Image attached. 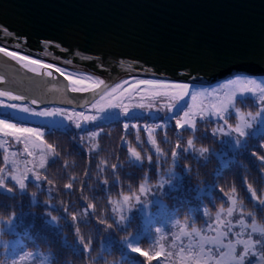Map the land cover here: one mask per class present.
Wrapping results in <instances>:
<instances>
[{"label": "trees", "instance_id": "trees-1", "mask_svg": "<svg viewBox=\"0 0 264 264\" xmlns=\"http://www.w3.org/2000/svg\"><path fill=\"white\" fill-rule=\"evenodd\" d=\"M5 98L13 100L0 96V100ZM258 104L257 96L238 103L236 108L245 114L254 113ZM157 107H150L155 116L148 113L132 118L118 112V118L109 117L93 126L99 127L93 138L87 134L91 127L62 129L30 122L23 125L39 128L43 134V140L35 139L47 149V156L44 167H37L34 172L47 179H29L21 190L9 177L6 184L14 190L0 189V261L163 264L169 257L168 261L176 264L174 245L180 226L202 231L215 223L216 213L226 208L230 199L235 201L233 222L243 215L248 226L254 219L258 228L264 227V206L257 199H264V165L258 159L264 156L261 139L264 125L253 121L247 129V144L234 146L232 141L237 134L228 135L224 119L235 126L239 123L237 115L226 113L223 119L199 117L195 120L196 127L189 130L176 127L178 114L168 116L163 107ZM125 124L129 127L125 128ZM220 127L225 131L214 134L212 130ZM147 128L152 130L149 135ZM189 139L193 140L192 146L187 144ZM5 141L8 151L21 148L11 138L6 137ZM48 144L53 145L54 151ZM177 144L187 150L180 151L173 163L171 152ZM203 148L208 151L201 153ZM133 149L140 154L139 158L132 155ZM13 158L17 169L24 170L23 159L0 146V168L4 169V175L14 170L10 163ZM113 164L117 167L113 168ZM69 184L71 187H66ZM141 185L145 187L144 193L139 191ZM13 212L16 215L9 224L6 221ZM52 216L57 221H52ZM73 216L77 217L75 221ZM120 216L125 219L120 221ZM101 219L107 223H100ZM77 227L80 235L91 239L90 250H83ZM126 239L139 241L132 247L139 246L142 252L153 257L160 252L161 256L148 261L141 252H133ZM253 239L261 240L257 252L264 256V234L253 233ZM158 246L164 252L158 251ZM28 252L32 255H26Z\"/></svg>", "mask_w": 264, "mask_h": 264}, {"label": "water", "instance_id": "water-1", "mask_svg": "<svg viewBox=\"0 0 264 264\" xmlns=\"http://www.w3.org/2000/svg\"><path fill=\"white\" fill-rule=\"evenodd\" d=\"M0 25L14 34L0 32L1 47L104 73L109 84L130 74L197 85L264 76V0H0ZM49 71L0 52V91L38 106L97 97Z\"/></svg>", "mask_w": 264, "mask_h": 264}, {"label": "snow or ice", "instance_id": "snow-or-ice-1", "mask_svg": "<svg viewBox=\"0 0 264 264\" xmlns=\"http://www.w3.org/2000/svg\"><path fill=\"white\" fill-rule=\"evenodd\" d=\"M0 32H3L5 35H14L11 32H8V30L3 26L0 25ZM47 43V42H46ZM19 46V45H17ZM56 47H60L59 44L56 45ZM0 52H3L5 55L11 56L15 59L20 60H26L29 61L33 65H37L39 67L32 68V71H39L40 67L45 68H53L54 65L51 64H43L38 59H31L28 56H20L18 52H10L7 48L0 47ZM85 59H91V57H84ZM70 63V61H69ZM28 65H25L27 67ZM57 72H59L62 76L65 75L64 71L60 68L55 69ZM145 72H150V69H144ZM47 75L51 76L52 73L48 72ZM0 79H3L0 77ZM67 80L71 82V85H81L84 83L83 80L74 79L72 75H68L66 77ZM124 84H127L128 87L123 88L124 92H129L131 89L139 88L140 86H146L150 87L152 89H168V88H176L180 89L182 91V95L179 97L177 103L175 105L171 106L174 107V109L177 112L184 111V109L189 108V104L184 99L185 97H191L193 100H195L199 95L202 93L191 91V86L188 83L183 82H172L167 77L161 76V78L158 79H136L133 78V82L129 83V81H122L121 83L116 84L114 87L111 86V84L106 83L104 80H100L98 83L91 84L88 87H76L72 86L71 91L73 92H88L92 91L94 96H99L101 100L104 99V97L113 95L117 93L119 89L122 88ZM227 84L230 86L235 85H241L240 87H235L231 91L230 98H226L224 101H221L220 105H213L212 109H214V114H216L219 118H224V115L230 114V115H237L239 118L240 123L233 126L228 123L227 119H224V124L227 125L228 135L231 136L232 132H235L236 138L234 141H232L234 146H245L247 144L246 137L249 135L247 132V129L252 127L253 121H258L260 125H264V79H261L259 82L253 77V78H244L236 77L235 79L227 81ZM223 88L224 85H221ZM213 92H216L215 89L212 90ZM162 92H155L154 95H162ZM203 94L208 95V90H203ZM0 96L9 97L14 100H25L26 97L24 96H14L12 92L9 91H0ZM258 96L259 104L257 106V111L248 112L247 114L242 113L239 108H236V105L238 103L242 104L246 99L248 98H256ZM71 102V101H69ZM32 104H36L37 100L33 99L31 101ZM93 107L96 108L97 104H93ZM121 107L120 104H106L102 107L98 108L99 112H108L110 109L119 108ZM136 107L143 108L144 105H136ZM151 107V105H149ZM12 109L13 111H3V109ZM232 109H235V112H232ZM67 114V118L69 120L73 119V114L67 113V110L56 108V109H41L40 111H37L34 108L28 107L27 104H5L4 101L0 100V131L5 132L6 134L15 135L17 136V139L20 138L21 135H28V136H34L40 140H43V134L39 128H33V127H26L23 126L27 124L29 121L25 119L27 116H38V117H53V116H64ZM123 114L125 116H130L132 118H135V115L130 112L128 107L123 108ZM207 114V111L204 108H200L198 112H192L184 111V118L177 119L176 120V127L177 128H188L189 130L194 129L196 127V121L194 119L195 115H200L201 118H203ZM83 118L84 122L94 121L97 119L96 116H85L83 113L76 114ZM120 113L113 112L111 114L113 119L118 118ZM17 121V123H12L11 121ZM77 127H81L82 125L77 122ZM125 128H128L129 125L125 124ZM152 130L149 129V132ZM213 133L216 132H224L225 128H214ZM264 131V130H262ZM19 134V135H18ZM90 136L94 137L98 135V133H89ZM251 135H255V133H252ZM261 139L264 140V135L261 136ZM152 143H155L153 140ZM187 144L189 146L193 145V140L189 139L187 141ZM47 147L49 149H53V145L48 144ZM95 147V146H93ZM187 149L182 148L180 144L176 145V150H173L171 152V156L173 158V163H175L176 159L179 157L180 151H186ZM54 151V149H53ZM157 153H160V149L157 148ZM201 153L207 152L208 149L203 148L200 150ZM31 155V153H29ZM132 155L136 158H139V153L136 152L134 149L132 150ZM253 155H255L253 153ZM5 163H9L8 157L5 156ZM147 159L149 161L152 160L151 156H148ZM260 163L264 165V156L258 157ZM13 165V171H9L7 175H4V169L0 168V189H6L7 191L11 192L14 189L9 187L6 184V180L10 177L11 180L16 181L19 188L21 190L26 188L25 181L29 180L31 177L28 175V173H33L34 178L36 181H39L41 179H47V177H42L38 172H33L32 169H24L23 172H19V170L15 169V161L10 162ZM39 167L43 168L44 163L43 161L39 165ZM113 168H116L117 165L113 164ZM169 172H172V169H169ZM174 175V173H173ZM51 184V181H49ZM107 183V181H105ZM66 187H71V185H66ZM249 188L251 189V185H249ZM139 191L141 193L145 192L144 185L140 186ZM235 191V189H233ZM34 195V194H33ZM256 193L255 191L252 192V197H255ZM259 200V204L261 206H264V199L257 198ZM129 200V196H124V201L127 202ZM137 200H139V197H137ZM233 204L235 205V201L233 200ZM89 207H93V205H89ZM115 210V209H114ZM234 211V208H228L227 209V215L232 216ZM15 212L11 213L10 216L7 218V223H11L12 220L15 217ZM52 221H57L56 216L51 217ZM72 219L75 221L77 219L76 216H73ZM125 219L124 216H120V221H123ZM100 223L106 224L107 221L101 219ZM237 224L240 225L241 228L247 227L245 224V220L243 215H241L240 219L237 221ZM108 227H113L112 224H108ZM236 225L232 224L230 220L223 221L220 219V213L216 214V227L213 228L212 225H209V228L213 231H215L214 236H200V233L197 232L195 229H193V232L195 235L200 236L199 241L195 245V250H193L192 246L189 247L188 255L181 257V264H245V257L250 253L251 249L255 247V245H258L261 243L260 239H253V233L259 232L261 234H264V227H257L256 222L253 219L252 221V232L248 233V238L243 239L242 233L237 232L235 235L237 236V239L235 241L229 239L230 234L233 233L234 228ZM159 231V229L157 230ZM77 235L80 238V242L83 245V250H90L91 247V239L85 238L84 236L80 235V228L77 227L76 229ZM185 235H192V233H185ZM227 240V243L225 241ZM125 243L132 248L133 252H141L142 255L147 257L148 261L153 260L154 258H158L161 256L160 252L156 253V257H153L152 255H149L148 252H142L141 248L139 246L132 247V244H138L139 241L133 239L131 242L129 240H125ZM237 246H242V251L237 250ZM181 253L185 252V249H180ZM26 255L31 256L32 253L28 252ZM255 258V257H253ZM21 260L24 259V256L20 257ZM0 264H6L5 261H0ZM12 264H17L16 260H13ZM140 264H143L141 261ZM159 264V261H158Z\"/></svg>", "mask_w": 264, "mask_h": 264}, {"label": "rangeland", "instance_id": "rangeland-1", "mask_svg": "<svg viewBox=\"0 0 264 264\" xmlns=\"http://www.w3.org/2000/svg\"><path fill=\"white\" fill-rule=\"evenodd\" d=\"M8 51L10 52H17L14 50H10L8 49ZM20 54V56H28L31 59H38L40 60L43 64L47 65V64H51L49 63V61H46L42 58H38V57H34L25 53H21L18 52ZM19 62L21 64L28 65L27 68L32 69L34 67H39L37 65H33L31 64L29 61L26 60H20ZM54 65V64H51ZM54 68H60L64 71L65 76L67 77L68 75H72L74 79H79V80H83L84 83L81 85H71V82L68 80V84L69 87L71 88L72 86H76V87H88L91 84H95L98 83L99 81V74L98 72H84V71H80L78 69L69 67L68 65L65 64H57L54 65ZM44 68V67H40L39 69ZM238 76V75H235ZM229 77L223 81L217 82L213 85H205V87H197L192 83L189 82H183V81H178V80H172L169 79L172 82H183V83H188L191 86V91L194 92H199L202 93L201 95H199L195 100H193L190 96L189 97H185L184 99L187 101V103L189 104V108L184 109V111H189L191 110L192 112H198V110L200 108H204L207 111V114L204 117H215L217 118L218 116L216 114H214V109H212L213 105H217L219 106L221 101H224L226 98H230L231 96V91L233 88L235 87H240L241 85H235V86H230L227 84V80H232L233 77ZM133 78L136 79H158L155 77H147V76H141V75H134V74H130V75H125V76H121L117 79H115L111 84V86H115L118 83H121L122 81H129V83L133 82ZM244 78H253V77H249V76H242V79ZM255 78V77H254ZM258 82L261 79H264V76H259L257 78H255ZM221 85H224V87L222 88ZM128 87L127 84H124L122 86L121 89H119L117 91V93L104 97L103 100L100 99L99 96H97L96 98H94L92 101H90L88 104L82 106V107H72V106H60V105H45V106H38L37 103L36 104H32L31 101H15V100H10V99H6L2 100L5 102V104H27L28 107L30 108H34L37 111H40L41 109L47 108L49 110L51 109H56V108H61V109H65L67 110V113L69 114H73V119L69 120L67 118V114L64 116H53V117H38V116H27L25 117V119L27 121H29L30 123H35V124H39V125H46L49 127H57V128H90L89 130H87V134L90 138H93L92 136L89 135V133H97L99 130V127H93L94 125H96L97 123L101 122V121H105L106 119H108L109 117H112L111 114L113 112L118 113L120 112L121 114H123V108L124 107H128L130 112L133 113L134 115H147L148 113L150 114V116H155L154 112L151 110V108L149 107V105H151V107L153 106H158L157 108L163 107V111H165L167 113L168 116H171L172 114H178L179 118H184V111L181 112H177L174 107H171L173 105H175V103H177L179 97L182 95V91L180 89H176V88H168V89H152L150 87H146V86H140L139 88L136 89H131L129 92H124L123 88ZM208 90V95L203 94V90ZM215 89L216 92H213L212 90ZM162 92V95H154L155 92ZM120 104L121 107L119 108H114V109H110L108 112H99L98 108L102 107L106 104ZM93 104H97V107L94 108ZM143 104L144 107L140 108V107H136V105H140ZM3 111H13L12 109H3ZM78 113H83L85 116H96L97 119L94 121H89V122H84L83 118L76 115ZM124 115V114H123ZM200 117V115H195L194 119H198ZM77 122H79L82 126L81 127H77ZM240 123V121H239ZM29 127V126H26ZM147 135H149V129L147 128ZM19 135V134H18ZM6 137H8L9 139L11 138L12 142L14 143H19V147L18 149H14V151H8V148L6 146ZM34 136H28V135H21L19 139H17V136L15 135H10V134H6L3 131H0V146L2 148H4L6 150L7 153H11L13 156L16 155L20 158H22L23 160H21L22 164L24 165V169L28 168V169H32L34 172V169L39 167V165L41 164V162L43 161V163H45V159L47 156V149L40 143L38 142L34 137ZM95 137V136H94ZM21 152V153H20ZM24 152L25 156H22V153ZM29 153H31V155H29ZM11 161H15L14 158L13 160L11 159ZM15 168L17 169V166H15ZM18 170V169H17ZM19 172H23L19 171ZM28 175L31 177L30 179L35 180L33 173H28ZM36 181V180H35ZM121 206H123V204H121ZM233 200L230 199L229 201V205L224 208L223 210H218L217 213H220V218L223 221H228L230 220L232 222V224L236 225V227L233 230V233L230 234L229 239L235 241L237 239V236L235 235V233L240 232L242 233V238L243 239H247L248 238V233L252 232V227L251 225L248 226L247 222H245V224L247 225V227L245 228H241L239 224H237V222H233L232 221V216H228L227 215V209L228 208H233ZM147 209V208H146ZM237 212H241L240 210H238ZM216 213V214H217ZM210 225V224H209ZM209 225H207L202 231L198 230L197 228H186L184 226H180V230L177 233L176 236V241H175V251H176V255H177V261L176 264L181 263V257L182 256H187L188 255V249L190 246H192L193 250H195V245L196 243L199 241L200 236H214L216 233L215 231L211 230L209 228ZM213 228L216 227V221L215 223L212 225ZM193 229H195L197 232L200 233V236L195 235V233L193 232ZM185 233H192V235H185ZM225 243H227V240L225 241ZM174 244V243H173ZM257 246L256 245L254 248L251 249L250 253L245 257V262H250L249 264H264V256L261 255L260 253L257 252ZM183 248L185 249L184 253H181L180 249ZM158 251L164 252L163 251V247L158 246L157 247ZM237 250L238 251H242V246H237ZM253 256H257L256 259H253ZM168 259L166 260L165 263L163 264H169L172 263V261H168ZM212 264H214V262H212Z\"/></svg>", "mask_w": 264, "mask_h": 264}, {"label": "flooded vegetation", "instance_id": "flooded-vegetation-1", "mask_svg": "<svg viewBox=\"0 0 264 264\" xmlns=\"http://www.w3.org/2000/svg\"><path fill=\"white\" fill-rule=\"evenodd\" d=\"M18 61H19V59H17ZM49 63H51V62H49ZM51 64H54V65H57V64H55V63H51ZM39 71H43L44 73H48V72H50L49 71V68H41V69H39Z\"/></svg>", "mask_w": 264, "mask_h": 264}, {"label": "bare ground", "instance_id": "bare-ground-1", "mask_svg": "<svg viewBox=\"0 0 264 264\" xmlns=\"http://www.w3.org/2000/svg\"><path fill=\"white\" fill-rule=\"evenodd\" d=\"M106 74L100 73L99 74V80H103L105 78Z\"/></svg>", "mask_w": 264, "mask_h": 264}]
</instances>
